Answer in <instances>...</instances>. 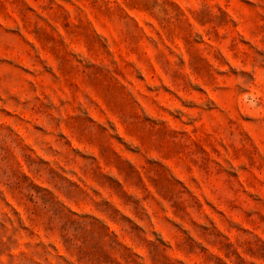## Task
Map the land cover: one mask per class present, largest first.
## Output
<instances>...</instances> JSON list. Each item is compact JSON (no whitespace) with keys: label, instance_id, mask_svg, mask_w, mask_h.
I'll list each match as a JSON object with an SVG mask.
<instances>
[{"label":"rangeland","instance_id":"374dc122","mask_svg":"<svg viewBox=\"0 0 264 264\" xmlns=\"http://www.w3.org/2000/svg\"><path fill=\"white\" fill-rule=\"evenodd\" d=\"M0 264H264V0H0Z\"/></svg>","mask_w":264,"mask_h":264}]
</instances>
